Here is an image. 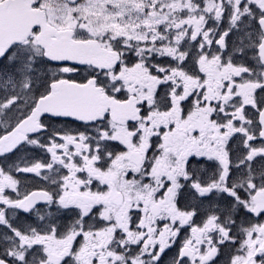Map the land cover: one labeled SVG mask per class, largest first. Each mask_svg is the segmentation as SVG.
Segmentation results:
<instances>
[{
	"label": "snow or ice",
	"instance_id": "6c2138e0",
	"mask_svg": "<svg viewBox=\"0 0 264 264\" xmlns=\"http://www.w3.org/2000/svg\"><path fill=\"white\" fill-rule=\"evenodd\" d=\"M0 264H264V0H0Z\"/></svg>",
	"mask_w": 264,
	"mask_h": 264
}]
</instances>
